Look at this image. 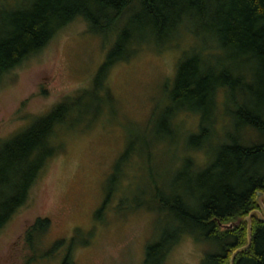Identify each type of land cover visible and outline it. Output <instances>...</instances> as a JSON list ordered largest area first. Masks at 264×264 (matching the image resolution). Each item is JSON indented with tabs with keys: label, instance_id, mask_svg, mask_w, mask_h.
<instances>
[{
	"label": "trees",
	"instance_id": "obj_1",
	"mask_svg": "<svg viewBox=\"0 0 264 264\" xmlns=\"http://www.w3.org/2000/svg\"><path fill=\"white\" fill-rule=\"evenodd\" d=\"M78 17L88 31L110 39L94 76L97 88L115 62L129 60L148 44L165 46L182 34L205 35L214 47L229 50L227 58L212 61L205 54L208 50L195 45L176 65L171 105L164 117L173 125L167 131L183 127L178 113L191 114L196 123L184 135L186 142L172 143L180 142L181 149L175 148L179 167L169 182L171 188L151 181L152 190L146 195L153 207L149 211L167 222L146 244L142 264H165L184 236L207 244L202 264H230L236 250L233 264H264V212L257 199L261 193L264 204V0H0V80ZM70 103L62 97L22 129L0 139V184L16 188L0 204V227L25 202L32 184L57 153L55 133L71 121ZM219 123L222 128L226 125L223 131ZM245 131L255 138L244 137ZM156 135L144 141L149 159L158 155L162 143ZM137 141L130 139L115 159L110 187L133 162ZM198 151L204 153V163L193 157L192 152ZM112 190L97 217L113 200ZM252 211L249 240L246 218ZM238 219V224L225 227ZM48 226L47 218L38 217L26 227L24 240L31 254L24 264L38 257L40 236ZM62 244L63 240L54 241L48 251ZM70 249L61 264H71Z\"/></svg>",
	"mask_w": 264,
	"mask_h": 264
},
{
	"label": "rangeland",
	"instance_id": "obj_2",
	"mask_svg": "<svg viewBox=\"0 0 264 264\" xmlns=\"http://www.w3.org/2000/svg\"><path fill=\"white\" fill-rule=\"evenodd\" d=\"M195 45L208 50L205 54L212 61L230 54L227 49L214 47L205 35L182 34L165 46L148 44L129 60L115 62L97 88L94 76L110 39L88 31L78 17L39 53L3 76L0 139L22 129L64 96L73 107L69 124L56 130L57 153L32 184L25 202L0 227V264H24L31 254L24 231L38 217L47 218L49 226L40 236L38 257L29 264H61L68 246L71 264H142L146 244L167 222L156 211H149L146 195L152 190L151 181L171 188L169 182L179 167L175 148L181 149L180 142L176 146L172 143L185 141L184 135L196 123L191 114L178 113L183 127L179 124V130L171 133L167 127L173 124L164 119L166 107L171 105L169 91L176 65ZM218 127L221 129L222 124ZM154 134L162 143L158 155L149 159L144 141L153 139ZM242 135L255 138L249 131ZM135 137L139 151L110 187L114 161ZM192 154L197 162L204 163L203 152ZM112 188L113 200L97 217ZM15 190L0 184V204ZM135 199L140 202L136 204ZM134 206H138L135 211ZM71 237H75L73 244ZM58 240L63 244L48 251ZM206 250V243L184 236L169 252L165 264H202Z\"/></svg>",
	"mask_w": 264,
	"mask_h": 264
},
{
	"label": "water",
	"instance_id": "obj_3",
	"mask_svg": "<svg viewBox=\"0 0 264 264\" xmlns=\"http://www.w3.org/2000/svg\"><path fill=\"white\" fill-rule=\"evenodd\" d=\"M261 198H262V194L261 193H258V197H257V199H258V201H259V203H260V206H261V208H262V210H263V212H264V204L262 203V201H261ZM253 212L254 211H252V212H250V214L247 216V222H248V238H249V240H250V229H251V227H250V217H251V215L253 214ZM260 215H261V213H259ZM262 219H264V215L262 216ZM240 222V219H238L236 222H234V223H230V224H228V225H226L225 227L226 228H231L233 225H236V224H238ZM249 242V241H248ZM246 246H248V244L246 245ZM237 251V250H236ZM236 251L232 254V256H231V259H230V264H233V260H234V256H235V253H236Z\"/></svg>",
	"mask_w": 264,
	"mask_h": 264
}]
</instances>
